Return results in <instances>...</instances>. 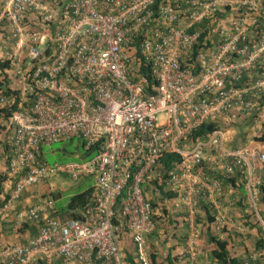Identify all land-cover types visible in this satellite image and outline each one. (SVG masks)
I'll return each mask as SVG.
<instances>
[{"label": "built area", "instance_id": "built-area-1", "mask_svg": "<svg viewBox=\"0 0 264 264\" xmlns=\"http://www.w3.org/2000/svg\"><path fill=\"white\" fill-rule=\"evenodd\" d=\"M263 3L0 0V110L15 105L8 115L0 111V157L12 196L59 173L94 176L78 219L53 215L50 195L18 209L16 219L33 222L36 234L0 245V264H128L117 243L121 230L136 262L153 264L144 235L166 224L162 200L182 209L190 226L202 203L222 195L216 174L230 180L236 170L245 171L247 202L264 231L254 208L255 164L264 166V151L223 140V126L254 107L244 94L264 95V24L254 33ZM218 12L228 16L217 40L193 27L215 23ZM247 72L255 77L236 87ZM207 122L214 127L195 133ZM72 137L90 158H38L43 146Z\"/></svg>", "mask_w": 264, "mask_h": 264}, {"label": "crops", "instance_id": "crops-1", "mask_svg": "<svg viewBox=\"0 0 264 264\" xmlns=\"http://www.w3.org/2000/svg\"><path fill=\"white\" fill-rule=\"evenodd\" d=\"M219 14L220 15H217L219 20H216L215 23L211 24L203 20L196 23L193 27L204 29V33L210 30L211 39L217 40L221 34L220 31H223L222 29L228 16L226 12ZM263 14L264 6L257 12L256 19H258L259 16H263ZM261 24L262 25L257 26L255 22L254 29L257 27L258 29L262 28L263 23ZM254 77V72L244 73L238 81L239 83L236 82L237 84L234 83V85L236 87H243L245 83ZM262 96L263 97L259 99H254L250 94H244V99L256 100L254 107L250 111L242 113L230 125L226 126V129L224 128L223 140L226 147L233 149L252 147L253 141H251L252 138L248 132L255 127L259 137L261 131L264 130V121L259 122V118L257 120L254 119L260 107L264 106V95ZM257 141H259V143H264V141ZM73 142L72 144L75 146V151L72 157L78 158L77 161L75 160L73 162L86 160L87 158L79 159L83 154V148L80 147L81 144L79 141L76 139ZM46 147L43 146L42 148ZM43 161H45V159H43ZM254 173L261 178L262 184L264 180V171L259 168V166H256ZM216 177L221 179L222 195L214 196L211 202L202 203L200 208L196 211L190 226L184 221V211H182V209L173 208L168 201L162 200L161 206L166 208V210L163 211L167 217L174 219L170 226H175V228L172 230L168 229L169 224L166 218V224L161 226L162 230L158 231V229H155L153 232L144 235L145 250L153 264H229L227 262L219 263L213 258L211 250L214 249V243L208 239L209 236L226 241V248L230 251L231 256L239 260L237 264H244V261L253 264H264V231L260 223L257 222L258 220L255 216V212H253L252 206L247 202V193L244 188V183L246 181L245 171L236 170L234 177L230 180L223 179L218 173ZM67 178H70L68 174L59 173L22 189L13 197L11 194L13 178L6 170L4 159L0 157V245L24 244L35 236L36 225L33 222H21L16 219L15 212L18 209L39 203L43 201L47 195H50L53 199L54 207L52 214L65 216V205L68 197L78 191L84 190L93 183V176L91 174H79L77 178H81L82 181L86 183V186L77 189L79 183L77 181L72 183L68 182ZM235 180L237 181V185L233 188L229 187V184L232 185ZM6 199H9L7 207L2 208ZM203 206H206L207 209L204 210L202 208ZM254 208L257 217L264 222V203L261 201L260 195L257 198ZM217 217H221V220L217 219ZM161 220L163 222L165 221L164 219ZM224 222H226L227 226ZM239 224L241 226H239ZM217 226L219 227L217 228ZM190 237L193 238V241L191 244H188L187 240ZM257 240L261 241L259 245H256ZM117 243L125 255L127 263L138 264L134 256V246L127 231L121 230L119 232ZM170 258L172 259L170 260ZM58 263V259L52 261V264Z\"/></svg>", "mask_w": 264, "mask_h": 264}, {"label": "trees", "instance_id": "trees-1", "mask_svg": "<svg viewBox=\"0 0 264 264\" xmlns=\"http://www.w3.org/2000/svg\"><path fill=\"white\" fill-rule=\"evenodd\" d=\"M219 13L220 12H218L217 15H220ZM261 23L264 24V14H263V16H259L258 19H257V21H256L257 26L262 25ZM254 31H255L254 33L257 35L258 27ZM0 67H1V65H0ZM141 72H143L144 74H146L147 80H148V82H150L151 79H150V76L148 75V72L145 69H143V68H141ZM237 83H239V82H237ZM226 85H228V82L226 83ZM263 101H264V99H263ZM14 108H15V105H13L10 108H7V107L6 108H3L0 111L5 116V115H8L10 113V111L13 110ZM263 126H264V123H263ZM213 127H214V123L207 122L205 124H202L195 133H197V134L198 133H203L204 131H208V130L212 129ZM75 138L80 142V139L78 137H75ZM72 139H74V138H72ZM72 139L68 140L67 142H71ZM257 140L264 141V130L261 131V134L259 135V137H257ZM74 147L72 148V150H69V151L66 150V152H67L66 154L67 155H73V153L75 151V148ZM80 147H82V146L80 145ZM44 149L45 148H40L39 154H38V158H42V154H43L42 152H44ZM62 150L64 151L65 149L63 148ZM92 154L93 153H92L91 150H83V154L79 157V159H86V158L88 159V158H90L92 156ZM66 156H64V157H66ZM71 160H76L77 161L78 158L72 157ZM165 161H167V157L165 158ZM60 162H63V161H60ZM50 163H52V162H50ZM93 189H94V186L92 184L91 186H88L84 190L78 191V192L72 194L71 196H69L68 197V200H67V203L65 205V209H66L65 216L66 217H70V218H77V219L80 218V210H81V208L84 205H86L88 203L89 198H90V196H91V194L93 192ZM161 193L166 198L171 195V193H165L164 191H161ZM260 198H261V201L264 203V180H263V183L261 184V188H260ZM6 200H8V199H6ZM6 200H5V202H6ZM202 208L204 210L207 209L206 206H203ZM166 218L168 220L171 219V222L174 221L173 218H169L167 216H166ZM210 220H211V218H210ZM21 222H29V221L25 220V221H21ZM258 228H260V227H258ZM36 230H37V228H36ZM163 230H166V229H163ZM146 234H149V233H146ZM261 235H262V233H261ZM208 239L211 242L214 243V249L211 250V255L213 256V258L217 262H219V263H226L227 262L229 264H237V263H239V260L236 259L235 257L231 256L230 251L227 250V248H226L227 242L226 241L220 240V239H216L215 237H211V236H209ZM259 243H261V241L260 240H257L256 241V245H259ZM171 259L172 258H170V260ZM37 264H43V263L40 262V260H38Z\"/></svg>", "mask_w": 264, "mask_h": 264}, {"label": "rangeland", "instance_id": "rangeland-1", "mask_svg": "<svg viewBox=\"0 0 264 264\" xmlns=\"http://www.w3.org/2000/svg\"><path fill=\"white\" fill-rule=\"evenodd\" d=\"M162 118V115H157V120H160ZM259 118V122H262L264 121V106L260 107V109L257 111L256 115L254 116V119H258ZM236 123V122H235ZM225 129L227 128L226 126H223ZM249 135H251L250 137L252 138L251 141H253L252 143V147H246L248 148V150H258L259 151H264V143H259V141H257V137H258V131L255 130V127L250 130L248 132ZM76 138H74L72 140L75 141ZM72 142H62V143H59V142H55V143H52L50 145H48L45 149H44V153H43V159H45L46 162H53V161H56V162H60V161H63V162H71V161H75V160H71L72 159V156L73 155H67L66 153V150H72V148L74 147ZM74 143V142H73ZM259 143V144H257ZM65 149L64 151L62 149ZM67 155V156H66ZM66 156V157H64ZM256 166H259V168H261L263 171H264V166L261 167L260 165L258 164H255V167ZM67 181L68 182H75L77 181L79 184L77 187L78 188H81V187H84L86 186V183L84 181H82L81 178H76V179H71V178H67ZM168 229L169 230H172L174 229L175 226H170L172 223H171V219L168 220ZM176 232V231H175Z\"/></svg>", "mask_w": 264, "mask_h": 264}, {"label": "clouds", "instance_id": "clouds-1", "mask_svg": "<svg viewBox=\"0 0 264 264\" xmlns=\"http://www.w3.org/2000/svg\"><path fill=\"white\" fill-rule=\"evenodd\" d=\"M84 161H85V160H84ZM81 174H82V173H81ZM83 174H91V175L93 176L92 173H83ZM77 177H78V176H77ZM77 177H76V178H77ZM76 178H75V179H76ZM71 179H72V178H71ZM93 183H94V176H93ZM93 183H92V184H93ZM93 186H94V185H93Z\"/></svg>", "mask_w": 264, "mask_h": 264}]
</instances>
